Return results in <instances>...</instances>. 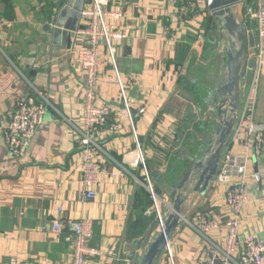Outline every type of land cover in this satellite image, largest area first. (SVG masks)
<instances>
[{
  "label": "crops",
  "instance_id": "1",
  "mask_svg": "<svg viewBox=\"0 0 264 264\" xmlns=\"http://www.w3.org/2000/svg\"><path fill=\"white\" fill-rule=\"evenodd\" d=\"M109 1L108 10L124 13L119 27L128 38L117 46V64L128 87L134 128L155 194L164 201H159L164 215L171 191L190 166L186 156L205 151L214 138L216 119L203 88L208 85L212 91L225 72L222 36L207 32L210 26L213 31L219 29L220 23L210 19L206 0L199 16L186 23L166 0ZM87 3L0 0V24H10L0 33V264H9L13 257L21 264L70 261L73 249L67 241L68 222L81 219L93 222L89 246L98 252L88 258V264H136L157 219L152 206L145 207L140 192L148 190L137 176H143L139 152L109 64L96 87L98 105L113 110L108 123L95 134L102 148L98 161L104 174L96 199L84 200L80 149L73 126L84 112L86 77L76 53L83 46L78 33L79 9ZM246 29L257 39L256 23ZM245 82L247 85L249 77ZM242 91L243 100L248 87ZM25 97L37 102L45 99L50 106L26 158L16 160L5 143L7 113ZM143 105L147 113L140 115ZM239 109L238 114L241 104ZM254 120L264 125V75L257 90ZM117 122L120 130L113 133L111 126ZM179 131L183 136L179 145L178 140L165 142L166 136L172 140ZM235 152L242 153L240 148ZM159 153L166 156L163 164L157 162ZM248 168V200L241 213L240 238L253 234L264 241V160L252 158ZM256 172L260 177L253 179ZM212 182L204 194L186 192L184 221L168 241L174 264H200L210 241L225 247L224 225L205 237L188 225L198 211H211L222 223L230 216L227 187ZM136 215H143L144 221H137ZM57 221L65 227L60 234L51 230ZM44 227L50 229L44 231ZM143 228L144 235L137 237L136 231ZM157 264H172L165 251Z\"/></svg>",
  "mask_w": 264,
  "mask_h": 264
},
{
  "label": "built area",
  "instance_id": "2",
  "mask_svg": "<svg viewBox=\"0 0 264 264\" xmlns=\"http://www.w3.org/2000/svg\"><path fill=\"white\" fill-rule=\"evenodd\" d=\"M129 2L130 0H126ZM179 15L183 23L199 16L204 0H166ZM244 5L245 25L256 23L257 39L254 46L253 57L255 68L248 70L249 82L243 84L248 87L244 99L243 91L241 98V113H237L236 122L231 136L230 149L223 153L220 167L212 180L213 185H225L227 187L225 198L226 205L230 210V216L224 223L220 222L211 211H198L188 225L194 228L200 235L206 236L212 230L225 226V247H220L213 241L209 242L206 253L200 264H264V241L253 234L244 235L241 239V213L246 207L248 200L247 179L249 175L248 163L252 158L264 160V125L256 124L254 110L257 103V90L260 78L264 75V0H242ZM109 0H88L80 13L81 28L78 33L83 38V46L76 53V62L85 73V99L84 112L79 118L76 131L77 143L80 149L79 173L84 187V200L93 201L98 194L104 168L98 161L102 148L95 140V134L108 123L112 116V109L108 105L99 106L96 95V87L100 82L101 74L109 64L114 71L119 86V97L124 107V114L129 119L133 137L139 152V160L146 177L147 190L152 195L154 210L162 221L159 199L154 192L145 156L141 150L138 135L134 128L131 114V104L128 99V87L121 79L117 64V46L128 38V33L119 27L124 13L120 10H108ZM3 26L0 24V33ZM177 38H174L176 41ZM1 49V48H0ZM247 80V79H246ZM129 84V83H127ZM48 101L43 99L37 102L34 98L25 97L19 99L14 107L7 113L8 125L5 130V143L10 156L16 160H24L37 132L44 124V116ZM147 113L146 106L139 109L140 115ZM119 123L111 126L110 131L119 132ZM159 140V139H158ZM240 148L242 153H236ZM253 179L260 177L259 173H253ZM159 198V197H158ZM162 202V201H161ZM60 212L62 209L59 210ZM162 230L163 224L161 222ZM70 235L67 241L71 244L73 253L70 261L60 264H88V258L98 254L89 246L93 236V222L90 219H81L68 222ZM50 228L44 227V231ZM65 229L61 221H57L51 230L60 234ZM241 246V252L239 247ZM166 256L173 263V256L167 245ZM239 255V256H238ZM9 264H21L15 257ZM28 264H40L38 262Z\"/></svg>",
  "mask_w": 264,
  "mask_h": 264
},
{
  "label": "water",
  "instance_id": "3",
  "mask_svg": "<svg viewBox=\"0 0 264 264\" xmlns=\"http://www.w3.org/2000/svg\"><path fill=\"white\" fill-rule=\"evenodd\" d=\"M206 1L211 17L220 23V35L227 36V44L224 47L225 72L210 97L212 115L216 119L214 138L205 151H200L194 156H186L190 166L180 183L170 193L171 203L167 204L168 212L162 216V221L157 218L151 225L146 237V249L136 264L158 263L165 251L167 241L171 240L175 230L184 221L182 206L186 200V192L190 189L204 194L210 188L220 167L223 153L230 149L231 136L242 98L241 88L247 79L248 70L255 68V59L251 54L256 38L246 29L242 0ZM82 9L83 6L79 9L80 13ZM56 25L60 27V21ZM182 139L183 136H180L177 145ZM195 182L197 183L193 188ZM161 222L163 231L160 230Z\"/></svg>",
  "mask_w": 264,
  "mask_h": 264
},
{
  "label": "trees",
  "instance_id": "4",
  "mask_svg": "<svg viewBox=\"0 0 264 264\" xmlns=\"http://www.w3.org/2000/svg\"><path fill=\"white\" fill-rule=\"evenodd\" d=\"M210 19L211 20H213V17H210ZM208 26L210 25L209 23L207 24ZM211 27V26H210ZM207 29H208V27H207ZM213 31V30H212ZM182 131V130H181ZM182 136V133L179 131V133L178 132H176V134L173 136V139L172 140H170L169 139V137L168 136H166L165 138H164V140H166L165 142H167L168 141V143H169V141H172V144H174V143H176L177 142V140H178V137L179 136ZM145 162H146V165H147V168H148V161H147V159H145ZM142 170H143V167H142ZM138 176V178L142 181V182H146V177L143 175V176H141L140 174H138L137 175ZM152 179V178H151ZM152 181V184H153V180H151ZM146 184H147V182H146ZM154 185V184H153ZM141 195L143 196V198H145V200H146V202H147V204H146V202H145V204L147 205H145V207H147V208H149L150 206H154V201H153V198H152V195L150 194V192L148 191V192H146V190H144V189H142L141 191ZM154 192L157 194V191H156V188H155V186H154ZM149 203H151V205H149ZM146 208V209H147ZM154 213H155V211H154ZM156 214V213H155ZM143 215H136V219H137V221H141V219L143 220ZM144 221V220H143ZM136 235H137V237H140V236H142V235H144V228H143V231L141 230V229H139L138 231H136Z\"/></svg>",
  "mask_w": 264,
  "mask_h": 264
},
{
  "label": "rangeland",
  "instance_id": "5",
  "mask_svg": "<svg viewBox=\"0 0 264 264\" xmlns=\"http://www.w3.org/2000/svg\"><path fill=\"white\" fill-rule=\"evenodd\" d=\"M212 29L213 28H211V27H209L208 29H207V32H212V34L213 35H215V36H218V37H220L219 36V34H220V31H219V29L218 28H216V29H214V31H212ZM221 38V40H220V46L223 48V50H224V47L226 46V44H227V36H226V34L224 35V36H222V37H220ZM203 39H199V41H202ZM208 85H204V90H203V92L204 93H206L205 95L207 96V99L208 100H210L209 98L211 97V93H212V91H209L207 88ZM208 90V91H207ZM209 97V98H208ZM158 155H160V157H158V159H157V162L159 163L160 162V164H163L164 162H166V156L165 157H163V155L162 154H158ZM167 155V154H166ZM143 175H144V173H143ZM151 179V178H150ZM140 180V179H139ZM152 180V179H151ZM141 181V180H140ZM152 182V181H151ZM141 183H142V185H144L146 188H147V184H146V182L144 183V182H142L141 181ZM153 208V212L155 211L154 210V206L152 207ZM155 214V213H154ZM156 215V214H155ZM165 215V214H164ZM163 215V216H164ZM156 218H157V215H156Z\"/></svg>",
  "mask_w": 264,
  "mask_h": 264
},
{
  "label": "bare ground",
  "instance_id": "6",
  "mask_svg": "<svg viewBox=\"0 0 264 264\" xmlns=\"http://www.w3.org/2000/svg\"><path fill=\"white\" fill-rule=\"evenodd\" d=\"M160 230L163 231V230H162V226H160Z\"/></svg>",
  "mask_w": 264,
  "mask_h": 264
}]
</instances>
